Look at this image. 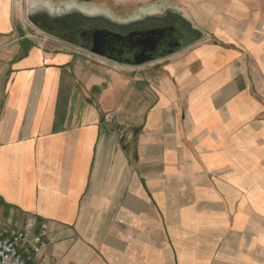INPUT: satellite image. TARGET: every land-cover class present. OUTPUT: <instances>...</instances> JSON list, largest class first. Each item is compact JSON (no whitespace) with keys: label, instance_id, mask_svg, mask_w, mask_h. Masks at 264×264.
Listing matches in <instances>:
<instances>
[{"label":"crops","instance_id":"crops-1","mask_svg":"<svg viewBox=\"0 0 264 264\" xmlns=\"http://www.w3.org/2000/svg\"><path fill=\"white\" fill-rule=\"evenodd\" d=\"M26 5L0 0V219L47 225L44 264H264V31L143 76Z\"/></svg>","mask_w":264,"mask_h":264},{"label":"water","instance_id":"water-1","mask_svg":"<svg viewBox=\"0 0 264 264\" xmlns=\"http://www.w3.org/2000/svg\"><path fill=\"white\" fill-rule=\"evenodd\" d=\"M26 14L42 33L125 66L171 56L203 37L186 13L173 6L120 19L75 1L56 6L49 0H27Z\"/></svg>","mask_w":264,"mask_h":264},{"label":"rangeland","instance_id":"rangeland-1","mask_svg":"<svg viewBox=\"0 0 264 264\" xmlns=\"http://www.w3.org/2000/svg\"><path fill=\"white\" fill-rule=\"evenodd\" d=\"M60 5L75 1L88 8H100L114 18L129 19L143 11H163L168 6L181 9L203 37L171 56L135 66L144 76L152 69L161 68L183 58L187 51L200 43H226V39H237L238 33L246 29L264 31V0H49ZM35 27V26H34ZM41 32V31H40ZM42 33V32H41ZM45 34V33H43ZM125 66V65H124ZM122 67V66H120ZM126 72L134 73L132 70ZM144 73V74H143ZM147 75V74H146ZM110 117V116H109Z\"/></svg>","mask_w":264,"mask_h":264},{"label":"built area","instance_id":"built-area-1","mask_svg":"<svg viewBox=\"0 0 264 264\" xmlns=\"http://www.w3.org/2000/svg\"><path fill=\"white\" fill-rule=\"evenodd\" d=\"M47 235L45 223L36 227L32 219H26L20 229H14L0 219V264H44L41 255Z\"/></svg>","mask_w":264,"mask_h":264}]
</instances>
